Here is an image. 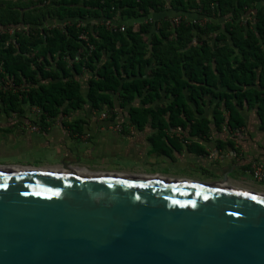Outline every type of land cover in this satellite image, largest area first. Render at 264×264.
Listing matches in <instances>:
<instances>
[{
	"label": "trees",
	"instance_id": "1",
	"mask_svg": "<svg viewBox=\"0 0 264 264\" xmlns=\"http://www.w3.org/2000/svg\"><path fill=\"white\" fill-rule=\"evenodd\" d=\"M166 1L180 16L178 22L163 18L123 31L105 24L106 19L161 12ZM261 1L51 0L59 17L103 21L91 30L85 25L94 46L89 52L75 22L63 31L44 29L31 39L29 30L27 37L15 33L12 39L4 30L38 23L53 11L46 8L49 0H0V103L6 113L39 108L33 123L45 127V119L59 108H79L89 101L100 109L111 106L110 94H117L121 105L142 95L144 106L130 109L137 125L148 116L160 120L167 115L169 124L189 123L192 132L206 134L205 116L191 120L192 109L200 114L208 105L217 129L244 125L246 112L254 110L264 131V5L255 6ZM190 11L207 21L183 19L182 13ZM222 15L229 21L216 32L219 25L212 19ZM249 15L252 19H245ZM83 72L92 73L85 88L78 77ZM161 94L171 99L145 106Z\"/></svg>",
	"mask_w": 264,
	"mask_h": 264
},
{
	"label": "water",
	"instance_id": "2",
	"mask_svg": "<svg viewBox=\"0 0 264 264\" xmlns=\"http://www.w3.org/2000/svg\"><path fill=\"white\" fill-rule=\"evenodd\" d=\"M0 164V264H264V189Z\"/></svg>",
	"mask_w": 264,
	"mask_h": 264
},
{
	"label": "crops",
	"instance_id": "3",
	"mask_svg": "<svg viewBox=\"0 0 264 264\" xmlns=\"http://www.w3.org/2000/svg\"><path fill=\"white\" fill-rule=\"evenodd\" d=\"M50 1L46 8L53 13H47L38 23L25 22V25L1 30L12 39L15 33L27 37L30 30L32 39L44 29L48 32L63 31L72 22L77 27L79 21H82L90 30L103 23L98 18L81 20L59 17L56 14L58 6L52 5ZM261 5H264V0L255 6L259 8ZM176 14L169 1H166L161 12L151 11L139 18L117 17L110 20L118 26L136 27L141 22L157 21L158 24L163 18L175 19ZM182 15L189 22L195 20L201 24L208 19L191 11ZM245 19L251 20L252 17L249 15ZM212 20L219 25L216 31L219 32L229 17L222 15ZM55 56L54 60L49 59L51 66L56 64ZM70 64L71 61L68 62ZM146 73L145 69L143 77ZM89 76H92L91 72H83L78 76L84 88ZM110 97V107L104 104L97 109L86 101L79 108L65 111L59 108L55 116L45 119V127L33 123L34 107L26 106L22 114L6 113L0 103V164L66 163L215 182L225 177L224 183L264 189V182L253 179L249 172L253 163L264 165V131L260 129L254 110L246 112L244 125L235 129L222 125L217 129L213 124L212 106L206 105L200 114L192 109L191 122L204 116L209 122L208 133L199 134L192 132L189 123L169 124L167 115L160 120L148 116L141 125H137L130 119V109L144 106L142 95L122 105L117 94H110ZM170 99L161 94L154 103L145 106H154ZM34 124L37 130L31 128Z\"/></svg>",
	"mask_w": 264,
	"mask_h": 264
},
{
	"label": "built area",
	"instance_id": "4",
	"mask_svg": "<svg viewBox=\"0 0 264 264\" xmlns=\"http://www.w3.org/2000/svg\"><path fill=\"white\" fill-rule=\"evenodd\" d=\"M179 19H180L179 17L175 18L174 22H178ZM192 22L196 23L195 20H193ZM105 24L109 28H114V29L119 28L121 31H123L125 29V27L122 25L118 26V25L112 24L110 19H106ZM77 27L78 28L82 27V29L80 30V32L78 34V38H79V40H81L84 43L86 49L90 52L91 50H93L94 46L89 41V35H88V31L85 29V23L82 21H79V23L77 24ZM39 111H40L39 108L34 107V117L37 116ZM102 116L104 117L105 114L103 113ZM31 128L34 130L38 129L37 125H35V124L32 125ZM177 129L180 130L181 128L177 127ZM249 172H250L251 176L253 177V179L260 181V182H264V165H262L261 163H253L250 167Z\"/></svg>",
	"mask_w": 264,
	"mask_h": 264
}]
</instances>
